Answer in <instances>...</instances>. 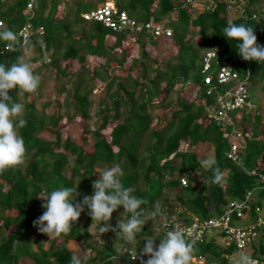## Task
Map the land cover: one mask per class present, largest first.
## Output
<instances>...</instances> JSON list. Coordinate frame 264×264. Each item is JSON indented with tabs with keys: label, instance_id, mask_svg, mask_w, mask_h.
Wrapping results in <instances>:
<instances>
[{
	"label": "trees",
	"instance_id": "obj_1",
	"mask_svg": "<svg viewBox=\"0 0 264 264\" xmlns=\"http://www.w3.org/2000/svg\"><path fill=\"white\" fill-rule=\"evenodd\" d=\"M99 1L113 4L115 9L125 11L137 23L153 20L163 22L171 29L170 36L158 39L146 35L145 31L136 33L140 56L131 60L134 68L139 66L136 74L127 73L124 77L114 76L107 80L109 61L115 60L118 67L124 64L126 42L133 35L128 29L113 31L102 21L84 19L82 15L88 12L85 9L88 2L76 0L72 3L73 9L67 3L64 17L57 18L55 11L60 0H34L30 11L26 10L28 0H0V19L5 23L3 31L10 30L15 34V40L10 42L13 46L7 51H4V47L9 42L0 41V63L7 66L16 62L17 57H23L24 49L33 52L31 62L42 61L44 53H48V62L42 64L54 69L55 80L73 77L72 93L68 94V100L72 102L78 118H88L86 107L89 104L90 82L96 79L105 83L107 92L112 90L109 97L113 98L112 110L107 106L99 110L102 114L100 126L105 128L110 121L117 120L109 128V139L97 138L92 151L87 152L83 145L70 138L62 141L59 134L55 137L41 135L43 130L55 128L60 118L54 113L47 114L43 108L38 109L32 93H23V118L26 124L19 134L26 149L25 162L0 172V264H18L20 259L25 258L32 264H69L74 252L67 247V240L80 242L84 250L96 252L93 257H87L85 264H115L114 258L118 260L116 264H140V260L130 259L127 252L121 253L125 245L118 251L111 246L96 249L88 241L89 232L81 228V216L67 235L49 239L47 248L44 245L46 235L33 226V221L44 211L41 207L44 201L37 196H43L56 187L75 185H78L77 191L80 193L77 201L83 196H90L93 189L89 177H92L98 164H117L123 171L122 185L134 189L133 194L143 201L141 208L147 212L153 206H159L163 211L162 216L156 217L160 220L154 228L155 233L149 221L139 233L140 242L133 247V250L138 248V255L143 247V237H153L155 234L154 238H161L175 225L190 224L192 217L204 220L219 215L229 201L243 200L248 192L251 193L248 204L252 215L264 200V188L259 178L264 175V111L259 110L255 114L243 112L242 119L237 122L243 132H250V137L245 139L244 150L238 153L242 158L239 166L227 158L228 142L208 117V110L215 106L217 96L233 82L219 84L213 76L211 84H204V58L214 48L199 51L192 43L191 36L188 37L191 29H197L203 41L218 46L216 53L220 61L232 68L241 79H246L247 86L249 82L258 83L264 79V64L244 61L235 51V42L230 44L221 33L228 22L243 23L254 28L257 43L264 46V7L260 9L261 0H244L241 6L243 11L233 19L227 18V3L218 0H213L214 7L200 11L187 5L184 0ZM256 3L260 5L255 7ZM165 18H168L166 23ZM17 22L20 25L15 27ZM25 24H30L31 34L23 40L18 30ZM84 24L86 30L82 28ZM75 27H79V31ZM39 28H42L41 34ZM144 36L147 37L146 42L143 41ZM106 38L112 40L109 48L104 42ZM161 39L171 42L176 50L174 56L155 58L154 63H148L150 59L146 45L158 44ZM110 49L118 52L115 55L119 56L113 57L108 53ZM90 57H100L103 63L100 62L88 74L85 62ZM172 58L174 63L171 62ZM77 63L78 68L74 66ZM70 66L75 69L71 71L72 74L67 72ZM175 87L182 92H177L175 98L170 99ZM15 90L9 91V97L19 102ZM70 90L65 89L67 92ZM167 99L165 109L169 113L168 119L161 127H151L150 106L157 102L163 105ZM46 105L48 103L43 106ZM121 107H124V115L120 112ZM95 134L97 137L100 135L98 130ZM145 136L148 140L142 155L139 149L146 140ZM204 145H210L213 149L212 161L207 167H202L198 153ZM139 168L142 170L138 171ZM217 169L221 179L213 182ZM165 170L176 171L178 176L162 183ZM252 170L255 175L250 174ZM195 171H200L199 177L204 179L199 186ZM139 172L146 184L144 189L135 186ZM182 175L187 177V181L181 178L183 185L180 183ZM164 187L179 188L175 198L187 215H181L179 211L174 216L172 211L167 212L165 203L157 205ZM232 220L234 225L239 218L234 216ZM242 221V225L247 224L246 220ZM258 234V238L247 247V253L258 264H264V228L259 229ZM220 236L214 230L203 234L201 241L190 238L193 249L190 264H193V259L195 264H235L233 260L237 250L233 246H225ZM141 243L142 247L138 246ZM158 243L157 239L155 244Z\"/></svg>",
	"mask_w": 264,
	"mask_h": 264
},
{
	"label": "clouds",
	"instance_id": "obj_2",
	"mask_svg": "<svg viewBox=\"0 0 264 264\" xmlns=\"http://www.w3.org/2000/svg\"><path fill=\"white\" fill-rule=\"evenodd\" d=\"M222 36L231 44L235 42L236 52L244 61H255L264 64V46L257 43L252 26L228 22L222 30ZM15 34L10 30L0 32V41H7L4 51L12 48ZM40 80L34 74L31 65L23 57H17L16 62L7 66L0 63V172L23 165L26 149L19 130L26 124L23 118L24 106L9 97V91L18 90L21 93H34L39 87ZM99 179L92 184L93 192L79 201L80 193L77 186L56 187L47 191L43 196H37L44 202L41 207L43 214L33 221V226L41 234L52 238L67 235L82 212L88 215L92 223L97 224V233L108 231L115 233L117 240L125 244L122 252H127L130 259H139L140 264H190L192 255L191 229L174 226L164 233L161 238L144 239L139 255L133 245L137 242L139 233L150 218L163 215L159 206H153L147 212L141 208L143 201L134 195V189L124 187L121 183L123 171L119 167H107L98 173ZM221 179L219 169L213 182ZM122 208L121 216L115 226L110 225L111 215ZM92 225V224H91ZM154 229V227H153ZM156 230L154 229V233ZM153 237L155 236L152 235ZM159 240L158 244L154 242ZM147 257V259H144ZM87 257L73 254L69 264H85ZM236 264H257L256 260L241 253Z\"/></svg>",
	"mask_w": 264,
	"mask_h": 264
},
{
	"label": "rangeland",
	"instance_id": "obj_3",
	"mask_svg": "<svg viewBox=\"0 0 264 264\" xmlns=\"http://www.w3.org/2000/svg\"><path fill=\"white\" fill-rule=\"evenodd\" d=\"M60 1L61 2L58 4L56 11H55V17L57 18L60 16L64 17L65 12H66V10L64 11L66 4L68 3V6L72 8L73 7L72 3L75 2L76 0H60ZM83 1L88 2L85 7V9L88 12L90 10H94L95 8L101 6L104 3V2H100L99 0H83ZM106 1H110V0H106ZM62 2H64V4H62ZM257 5H260V3L254 4L255 7ZM263 7H264V0H261L260 9H263ZM202 9L198 8L196 10L200 11ZM227 13H228L227 18L233 19L237 15L240 14V10L238 11L236 9L231 8L227 10ZM167 19L168 18L164 19L165 23L166 21H168ZM19 25H20V22H17L15 24V27ZM79 27H75L76 30L78 29L79 31ZM82 28L86 30L87 26L84 24ZM190 36L192 39L191 40L192 43L199 51H202L207 48L208 49L214 48L213 50L216 52L218 46H215V45L210 44L209 42L203 41L204 38L200 36V32L197 29H191V32L188 35V37ZM135 39H136L135 37H130L129 40L126 42V51L124 53V55L126 56V60L122 66L118 67L119 65H117L116 61L113 59L109 61V69H108V74L106 76L107 80L114 76L124 77L127 73H131L132 75L137 73L138 71L137 68L139 66L134 68L131 64V60L133 58H137L138 55L140 56V53H139L140 46L138 45L137 41H135ZM143 41L145 42L147 41L146 36L143 37ZM104 42L108 48L111 47L112 40L110 38H106ZM146 49H147L146 51L150 59L148 63H154L153 61L155 58L159 59L162 57H166V58L173 57L176 51L175 48L171 46V42L165 39H161L158 42V44L148 43L146 45ZM108 53L114 55L113 57L119 56V55H115V53H118V52H114V50H111V49L108 51ZM32 54L33 52H31V50L29 49H24L23 51L24 61L31 65V67L34 69V74L37 75L40 80L39 87L34 93H32L33 94L32 97L36 100V107L38 109L43 108L47 114L54 113L58 115L60 118L55 128L51 130L50 129L43 130L42 132H40V134L43 136H50V137H55L56 134H59L62 141L65 138H70V140H72L73 142L83 145L84 149L87 152L92 151L93 143L97 140V138L109 139V128H111L117 120L113 121L110 118V120H112L113 123L112 121H110V123L105 128H102L100 126L102 122V114L99 113V110L102 109L104 106H107L109 110L113 109L112 104H111L113 98L109 97V93H111L112 90L107 92L105 83L99 80H96V79L91 80L90 82L91 90L88 94L89 104L86 107L88 111V118L87 120L78 118V115L74 114V108H73L72 102L68 100L69 99L68 94L71 95L72 93V90L70 89H71V83L73 81V77H62V79L59 81H57L58 79L55 80L54 75H53L54 69L49 65L45 66L42 64V62L43 63L48 62V59H49L48 53H44L42 61L36 60L34 62L30 61V56ZM100 62L103 63L102 58L100 57H90L89 59H87V61L85 62V65L87 67V73L91 74L93 68L97 67L100 64ZM171 62L172 63L175 62L174 58L171 59ZM74 66L78 68L79 64L77 63V65L75 64ZM73 68H74L73 66L68 67L67 72L72 74L71 71H75V69ZM201 87L202 86L200 85L199 88ZM247 88H248L249 100L254 106V109L249 112L252 114H255L259 110L264 111V79L259 80L258 83L249 82ZM65 89H68L70 91L67 92L65 91ZM180 91L181 89L179 87H175L171 93L170 99L171 98L174 99L176 96V93ZM15 94L18 97L19 103L23 105V101H24L23 93H21L18 96V90L16 89ZM168 101H169L168 99L164 101L163 105H159L157 102L156 104H152L150 106L149 112L151 114V119H152V122L150 125L151 127L155 125H156L155 128L161 127L162 125H164L165 120L168 119L169 113L165 109L166 108L165 106L168 103ZM46 103H48V105L44 107L43 105ZM67 103H68V106H66ZM120 112L122 113V115H124L125 113L124 107L120 108ZM243 112H244L243 109H238V110L232 111L231 113L233 115L234 114L242 115ZM110 113L112 114V112ZM96 130H98L100 133L98 137L95 134ZM145 139H146L145 142L143 141V144H142L143 146H141V148L139 149V153L142 155L145 153L144 145H146L147 140H148L146 136H145ZM198 153L200 155L199 158H200L202 167H207L208 164L212 161V154H213L212 147L210 145H204L200 150H198ZM71 161L72 159H70V162ZM107 167H117V164H111L110 166L103 165V164L96 165L94 167L92 177H89V182L91 186L95 180L99 179L98 173ZM141 170H142L141 168L138 169V171H141ZM69 172L70 171L68 168V173ZM200 173H201L200 171H195L194 173L196 179L199 180V183L197 184V186L201 185L204 182V179L199 177ZM177 176L178 174L176 171L170 172L169 170H165L164 176L162 177L161 181L162 183H164L168 179L172 177H177ZM181 178L187 181V177L185 175H182L180 176L181 184H182ZM135 186H137V188L139 189H144L146 186L145 181L142 178L141 172H139ZM178 193H179L178 187H172V188L164 187L162 189L160 199L156 202L157 205L160 203L161 204L165 203V205L168 206L167 212L169 213L170 211H172V214L174 216H177L179 211L182 212L181 215H183V213L186 214V212L184 211V208L180 204H178L175 198L178 195ZM122 212H123V209L118 208L115 212L112 213L111 219L109 221L110 225L115 226L119 218L127 219L126 216L120 217ZM80 216H81V224H80L81 228L86 229L89 232L90 238L88 239V241L92 243V245L96 249L103 250L105 249V247L111 246V247H114L118 251L123 245H125L123 242L117 240L115 233H113L112 231H108L104 234H100L99 236L97 233V224L95 222L92 223L91 218L88 215H86L85 212H82ZM159 220H160L159 218H150L148 221L150 222V226L152 228L153 227L155 228ZM243 223L244 221L238 220V221H235L234 225L241 226ZM44 238H45L44 245L47 248L49 245L48 243L49 237L46 235ZM147 238H154V237H147ZM144 239H146V237H143V240ZM137 240H138V237H137ZM137 244L138 243L134 244L132 247L136 246ZM66 245L69 249L73 250L74 254H76L78 257L86 256L89 258V257H93L96 253L95 251H91L89 249L84 250V248L81 246V243L75 240H67ZM138 246L142 247V243L139 244ZM246 255L249 256L248 253ZM238 258H239V254L235 255L234 260H233L235 264ZM117 261L118 260L116 258L113 259V262L115 264ZM192 262L193 264H195L194 261ZM18 264H32V262L28 258L27 259L25 258V259H20Z\"/></svg>",
	"mask_w": 264,
	"mask_h": 264
},
{
	"label": "built area",
	"instance_id": "obj_4",
	"mask_svg": "<svg viewBox=\"0 0 264 264\" xmlns=\"http://www.w3.org/2000/svg\"><path fill=\"white\" fill-rule=\"evenodd\" d=\"M3 1V0H2ZM185 3L195 9L203 8L209 9L214 7L213 0H184ZM227 3V10L239 9L243 11L244 0H218ZM34 0H28L26 10L32 9ZM202 9V10H203ZM84 19H95L102 21L103 24L113 31L129 30L133 37H137L136 33L142 31L146 35H151L153 39H158L163 36H170L171 29L168 28L163 22H154L150 20L146 23H137L134 19L128 16L125 11H119L113 7V4H103L94 10L84 13ZM5 28V23L0 19V32ZM38 31L42 32V28ZM31 34L30 24H25L18 30V35L25 40ZM5 48V47H4ZM203 82L206 85L211 84L213 76L219 84H227L233 82V85L225 89L223 93L219 94L216 98L215 106L208 110V117L212 119L214 124L222 131L223 137L227 140L229 150L226 153L235 164L241 166L242 158L238 154L242 152L245 147V139L250 137V132L242 131L237 122L242 119V115L232 114V111L243 109L244 112H249L254 109L253 104L249 100L247 92V80L241 79L239 75L228 65L220 61L215 51H210L206 54L203 63ZM248 74V73H247ZM210 91L208 90L207 93ZM258 113V112H256ZM250 174L255 175V171H250ZM261 185L264 188V175L259 176ZM182 183L183 180H182ZM248 192L243 200L229 201L223 212L219 215L210 216L207 219L199 220L197 217H192L190 224L187 226L175 225L179 227H187L191 229V239L200 240L205 233H212L216 230L220 233L221 242L225 246H233L237 250V254H246L247 247L251 242L258 238V230L264 228V200L261 201V207L255 208V215L251 214V208L248 204L250 198ZM239 220H246L247 224L241 226L232 225L233 217ZM138 260L139 259H135ZM254 260V259H253ZM192 261L195 262V259ZM258 264V263H257Z\"/></svg>",
	"mask_w": 264,
	"mask_h": 264
}]
</instances>
